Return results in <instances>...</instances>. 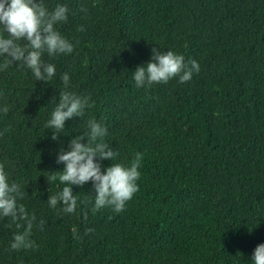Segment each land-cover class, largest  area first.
Returning <instances> with one entry per match:
<instances>
[{
	"label": "trees",
	"instance_id": "trees-1",
	"mask_svg": "<svg viewBox=\"0 0 264 264\" xmlns=\"http://www.w3.org/2000/svg\"><path fill=\"white\" fill-rule=\"evenodd\" d=\"M59 2L70 12L58 30L78 46L49 61L54 79L36 81L15 65L0 72V106L10 108L0 115V162L37 218L36 246L20 251L8 244L22 229L0 221V264H251L264 244V0ZM154 48L195 59L199 73L136 88L131 72ZM64 72L93 107L84 121H66L55 142L44 125ZM89 118L108 128L114 162L143 154L139 191L119 214L91 211V182L73 186L74 214L46 204L50 188L62 187L46 178L63 170L57 154Z\"/></svg>",
	"mask_w": 264,
	"mask_h": 264
},
{
	"label": "clouds",
	"instance_id": "clouds-1",
	"mask_svg": "<svg viewBox=\"0 0 264 264\" xmlns=\"http://www.w3.org/2000/svg\"><path fill=\"white\" fill-rule=\"evenodd\" d=\"M83 10V9H82ZM70 9L67 3L56 2L49 8L46 0H0V72L15 67L19 70H30L36 81L48 83L57 74L55 63L49 62L58 56H71L78 41L64 36L58 25L69 19ZM81 26L78 31H84ZM153 54L147 64L138 66L131 72V79L136 88H148L154 84H167L178 78L183 84L189 82L194 73H199V63L193 59L188 62L183 54L171 50H152ZM47 55L49 60H45ZM63 88L59 91L58 100L54 97V107L45 128L52 130V140L59 142L60 135H65L66 121L79 117L84 121L86 110L93 107L90 97L81 96L70 90L71 76L64 72L60 76ZM8 105L0 106V115H7ZM3 133H0L2 136ZM108 128L95 118L86 120L83 134L70 139L67 150L61 148L57 154V164L63 170L48 173L47 181L58 180L59 191L51 193L46 202L48 207L57 209L62 214H74L78 207V195H74L73 186L84 187L91 182L95 195L90 198L91 211L111 208L117 214L125 210L126 204L139 191L138 181L143 154L136 152L130 162H114L119 152L114 151L105 142ZM86 141V143H85ZM110 160L108 167L103 161ZM50 184V183H49ZM23 186L10 178L5 162H0V221L8 218L15 224L17 231L12 235L8 248L20 251L34 248L35 241L30 239L36 216L29 215L25 205ZM44 221H40L43 227ZM91 231V229H89ZM251 264H264V244L256 247Z\"/></svg>",
	"mask_w": 264,
	"mask_h": 264
}]
</instances>
